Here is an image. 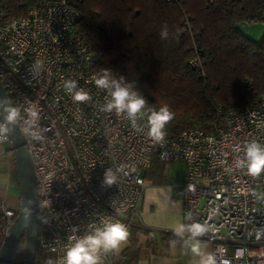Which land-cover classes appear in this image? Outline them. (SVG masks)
<instances>
[{
  "label": "built area",
  "instance_id": "built-area-1",
  "mask_svg": "<svg viewBox=\"0 0 264 264\" xmlns=\"http://www.w3.org/2000/svg\"><path fill=\"white\" fill-rule=\"evenodd\" d=\"M77 19L69 0H42L15 19L0 2V84L24 137L39 199L35 264H59L69 237L108 217L130 231L141 220L153 157L185 165V225H207L199 239L210 245L207 254L216 264H264V200L252 195L264 193V173L252 177L237 166L247 142L264 144V94L253 96L245 110L217 111L208 133L192 128L156 143L147 135L146 117L133 127L99 110L106 92L92 80L96 59L73 31ZM70 79L90 101H72L64 88ZM0 143L10 145L1 120ZM108 170L116 176L111 185L104 183ZM18 210L19 203L0 201V247ZM111 253L102 264H112Z\"/></svg>",
  "mask_w": 264,
  "mask_h": 264
},
{
  "label": "trees",
  "instance_id": "trees-1",
  "mask_svg": "<svg viewBox=\"0 0 264 264\" xmlns=\"http://www.w3.org/2000/svg\"><path fill=\"white\" fill-rule=\"evenodd\" d=\"M42 0H0L11 19ZM74 33L92 50L96 73L111 70L134 82L174 119L167 135L212 130L217 111H241L264 94V35L259 42L241 26L264 25V0H69ZM169 34L161 39V30ZM23 241L13 264L24 263Z\"/></svg>",
  "mask_w": 264,
  "mask_h": 264
},
{
  "label": "clouds",
  "instance_id": "clouds-1",
  "mask_svg": "<svg viewBox=\"0 0 264 264\" xmlns=\"http://www.w3.org/2000/svg\"><path fill=\"white\" fill-rule=\"evenodd\" d=\"M168 34L167 27H164L160 32L161 39H166ZM92 80L98 89L106 92V100L99 109L101 112L115 113L129 121L133 127H137V122L146 117L147 135L156 143L165 140L166 126L174 119V113L167 104L161 105L158 109L149 107L147 99L134 82H128L124 76L117 77L108 69H100L93 75ZM64 88L75 104L79 105L91 100L89 92L78 87L75 80H66ZM237 166L246 169L247 174L252 177L264 173V144L256 140L247 142L243 147V157L237 161ZM115 181L116 176L108 170L105 173L104 183L111 185ZM252 195L264 200V193L253 191ZM115 212L118 215L123 214L120 208H116ZM186 231L190 234V238L185 241V246L191 253L201 258L199 264H216V258L212 254H204L201 250L199 238L208 231L207 225L178 224L174 228V235L183 237ZM128 236L127 225L113 217L101 221L99 226L88 225L84 235L68 238L59 264H102L103 255L119 251ZM242 254V250H238L237 255ZM47 264H53V261L49 259Z\"/></svg>",
  "mask_w": 264,
  "mask_h": 264
},
{
  "label": "crops",
  "instance_id": "crops-1",
  "mask_svg": "<svg viewBox=\"0 0 264 264\" xmlns=\"http://www.w3.org/2000/svg\"><path fill=\"white\" fill-rule=\"evenodd\" d=\"M185 173L186 167L181 163H162L152 158L140 201L141 220L132 226L120 250L111 253L112 264H199L201 258L185 246L189 238L174 235L178 224L185 225L181 212ZM16 187L10 145L0 143V201L15 206ZM201 250L207 254L210 245L201 241Z\"/></svg>",
  "mask_w": 264,
  "mask_h": 264
},
{
  "label": "water",
  "instance_id": "water-1",
  "mask_svg": "<svg viewBox=\"0 0 264 264\" xmlns=\"http://www.w3.org/2000/svg\"><path fill=\"white\" fill-rule=\"evenodd\" d=\"M0 120L10 143L17 181L19 210L0 247V264H13L18 245L23 241L24 263L35 264L40 231L39 199L24 137L22 136L0 84Z\"/></svg>",
  "mask_w": 264,
  "mask_h": 264
},
{
  "label": "rangeland",
  "instance_id": "rangeland-1",
  "mask_svg": "<svg viewBox=\"0 0 264 264\" xmlns=\"http://www.w3.org/2000/svg\"><path fill=\"white\" fill-rule=\"evenodd\" d=\"M241 32L244 35L252 38L254 41L259 42L262 38V35H264V25H256V26H251V27L241 26Z\"/></svg>",
  "mask_w": 264,
  "mask_h": 264
}]
</instances>
